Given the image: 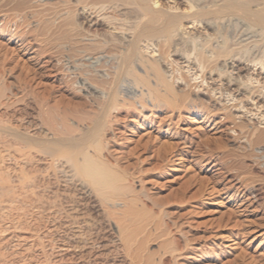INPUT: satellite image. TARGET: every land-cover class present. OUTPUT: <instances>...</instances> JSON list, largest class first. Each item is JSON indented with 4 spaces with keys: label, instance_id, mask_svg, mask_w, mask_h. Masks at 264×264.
<instances>
[{
    "label": "bare ground",
    "instance_id": "6f19581e",
    "mask_svg": "<svg viewBox=\"0 0 264 264\" xmlns=\"http://www.w3.org/2000/svg\"><path fill=\"white\" fill-rule=\"evenodd\" d=\"M5 1L13 2L11 10L21 11L29 0ZM60 1L76 10L63 24L71 50L101 53L108 59L101 65L107 77L88 78L106 92L104 100H91L95 117L116 111L119 91L113 85L126 75L146 91L141 90L140 102L146 104L148 98L154 107L165 110L187 107L219 132L231 125L249 146L264 141V129L246 117L253 111L247 105L264 109V79L253 77L255 70L260 71L258 76L264 72V0H179L169 7L157 0ZM58 12L62 16L66 8ZM47 20L39 22L41 28H49ZM91 24L103 26V33H92ZM19 40L28 49L29 41ZM149 47L146 56L143 49ZM32 54L39 65L37 74H45L47 61L36 50ZM180 61L186 63L188 73L192 71V84L182 76L167 75L165 64L174 62L178 67L172 70L179 73ZM178 80L184 81L183 88ZM7 89L0 88V264H165L168 260L180 264L177 257L185 256V247L178 239H172L168 248L162 245L166 247H161L158 261L151 258L157 252L145 251L149 234L134 226L137 214L134 217L131 198L137 195L127 186L120 154L116 156V148L101 139L104 126L97 124L98 118L90 116L91 129L74 133L59 127L47 111L6 115L3 110L16 100L5 93ZM181 143L187 152L197 153L192 140L183 138ZM223 186L236 198L255 201L254 189L239 185L233 175H223ZM119 202L123 207H118ZM180 231L182 242L190 240L187 232Z\"/></svg>",
    "mask_w": 264,
    "mask_h": 264
},
{
    "label": "rangeland",
    "instance_id": "374dc122",
    "mask_svg": "<svg viewBox=\"0 0 264 264\" xmlns=\"http://www.w3.org/2000/svg\"><path fill=\"white\" fill-rule=\"evenodd\" d=\"M0 1L3 5H0V88L6 90L9 87L10 92L7 89L5 93L16 99L3 112L25 116L30 110H43L52 113L59 127L74 133L91 129L90 118H98L91 100H104L106 92L94 87L88 78L92 75L98 80L107 77L101 65L107 64L108 59L101 53L81 54L71 50V40L64 38L63 24L73 18L75 7L60 0H29L26 4L31 6L27 8L25 4L27 9L24 6L21 11H14L11 10L13 2ZM157 1L169 7L179 0ZM65 8L66 14H55L64 12ZM46 19L51 23L45 28L49 30L39 25ZM59 23L60 29L57 27ZM89 28L92 33L102 34L104 31L100 25L91 24ZM20 37L29 41L28 49L21 47ZM150 49H143L146 56H150ZM33 50L39 53L42 61L48 62L43 75L37 74L39 65L36 66L32 58ZM172 59V56L168 58L169 61ZM178 64L182 67L179 73L172 70L178 67L174 62L166 63L167 75L182 76L192 84V71L187 72L186 63L180 61ZM257 72L260 71L255 70L253 77L263 81L264 72L259 76ZM123 76L117 77L115 81L118 82L113 85L114 91H119L116 92L118 96L115 94L116 111L105 114L107 119L103 122L104 114H99L97 124L100 122L104 126H101V139L116 148L114 154L118 157L120 154L121 164L127 168V186L137 195L131 199L135 200L134 204L139 201L133 204V210L131 207L134 217L137 214L136 224L139 223L134 226L141 232L146 230L150 238L145 243V251L157 252L151 258L158 261L163 248L178 239L181 247L186 248L185 256L177 257L180 264H264V141L249 146L244 137H237V131L231 129V125L219 132L187 107L165 110L154 107L148 98L146 104L140 102L141 92L146 91L136 86L131 77ZM178 84L183 88L184 81L178 80ZM141 105L145 108L142 109ZM247 108L253 111L246 117L263 130L261 115H264V109L256 111L251 105ZM116 113L118 118L115 119ZM183 138L192 140L199 154L187 152L181 143ZM223 175H233L239 185L254 189L255 201L249 203L233 196L232 191L223 186ZM143 192L148 197L143 198ZM118 204L123 207L121 202ZM182 229L190 237V243L182 242ZM171 263L168 260L165 264Z\"/></svg>",
    "mask_w": 264,
    "mask_h": 264
}]
</instances>
